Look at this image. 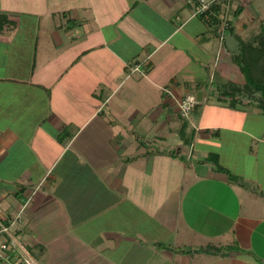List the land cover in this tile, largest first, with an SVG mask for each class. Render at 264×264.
<instances>
[{"label":"crops","instance_id":"0c3cea01","mask_svg":"<svg viewBox=\"0 0 264 264\" xmlns=\"http://www.w3.org/2000/svg\"><path fill=\"white\" fill-rule=\"evenodd\" d=\"M217 3L237 36L264 28V0ZM196 8L0 0V264H264V114L215 99L233 66Z\"/></svg>","mask_w":264,"mask_h":264},{"label":"trees","instance_id":"16d2710c","mask_svg":"<svg viewBox=\"0 0 264 264\" xmlns=\"http://www.w3.org/2000/svg\"><path fill=\"white\" fill-rule=\"evenodd\" d=\"M220 9V4L214 3L206 14H200L209 20L215 31H218L223 20L219 16ZM238 12L239 8L234 11V15H238ZM226 22L228 32L235 35L238 45L232 52L225 51L236 70L242 75L243 82L227 79L225 82L215 83L213 85L217 92L215 99L230 109H245L253 104L264 114V28L243 39L236 35L231 22L228 20ZM12 23L13 21L8 18V15L0 11V33L7 27H11ZM202 161L210 163L215 170L225 173L230 182L241 183L244 181V178L231 173L224 167L219 161V155L215 152H209ZM251 190L264 198V191L259 189L258 191L254 187H251Z\"/></svg>","mask_w":264,"mask_h":264},{"label":"built area","instance_id":"2783aa9c","mask_svg":"<svg viewBox=\"0 0 264 264\" xmlns=\"http://www.w3.org/2000/svg\"><path fill=\"white\" fill-rule=\"evenodd\" d=\"M218 0H197V12L199 14H206L207 11L211 8V6L214 3H217ZM219 29H220V38L223 40V35L224 34H229L228 30H227V22L225 20H222L220 25H219ZM196 104V100L194 99V97L191 94H186L183 99L181 100V104H180V112L182 116H187L188 113L192 110L193 106ZM2 230H5V228L2 226V228L0 229V232ZM7 248V245L5 243H2L0 245V258H8L9 255L5 254L2 250ZM21 264H37L36 261L32 258V256L28 255V254H24L21 257Z\"/></svg>","mask_w":264,"mask_h":264},{"label":"rangeland","instance_id":"374dc122","mask_svg":"<svg viewBox=\"0 0 264 264\" xmlns=\"http://www.w3.org/2000/svg\"><path fill=\"white\" fill-rule=\"evenodd\" d=\"M254 27L252 26V27H250L249 28V31L248 32H246L245 34H246V36H248V35H251V33L254 31ZM249 37V36H248ZM216 51H217V48L213 51V52H215L216 53ZM214 57H215V60L217 61L218 59H219V57H220V55L218 54V53H216V56H215V54H213V57L211 58V65H213L212 63H213V60H214ZM229 60V59H228ZM216 61H215V63H216ZM230 64H231V66H233L232 68H233V70L232 71H230L229 73H228V79H232V80H236V81H239V82H243V77H242V75L241 74H239L240 72H238L237 70H236V68H235V65L232 63V62H230ZM211 70H213V67L211 66V68H210ZM253 104H251L249 107H245L248 111H250V110H253ZM255 107V106H254ZM259 129H262L263 127H264V121H263V123H260L259 124ZM230 140L232 141V138L231 137H229L228 135H226V136H224L223 137V139H222V141H219L218 142V144H217V142L215 141L214 143H210V144H208L210 147H212V148H216V149H223L224 151V154H225V158H227L228 159V155H229V153H228V151H229V149L230 150H232V147L233 146H237V148H240V149H245L246 148V144H245V142L243 141V142H240V141H237L236 140V142H235V139H233L234 140V144H232V143H230ZM258 140H259V138H257L256 140H254L253 141V143H252V150L254 149L255 150V148H256V145L258 144ZM231 145H233L232 147H230ZM227 159H225V160H220V163L221 164H223L224 163V165L225 164H229V162L231 161V158H229V162H228V160ZM236 160V159H235ZM230 165V164H229ZM240 165L242 166V165H244L243 163H241L240 162ZM226 166V165H225ZM226 168L227 169H230V168H228V166H226ZM251 183V182H250ZM254 188H257V190L259 189V190H261L259 187H257V186H253ZM258 190V191H259Z\"/></svg>","mask_w":264,"mask_h":264},{"label":"water","instance_id":"95a60500","mask_svg":"<svg viewBox=\"0 0 264 264\" xmlns=\"http://www.w3.org/2000/svg\"><path fill=\"white\" fill-rule=\"evenodd\" d=\"M223 40L225 43V46L229 52H232L235 50L238 40L236 39L234 34H224Z\"/></svg>","mask_w":264,"mask_h":264}]
</instances>
